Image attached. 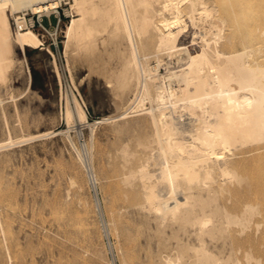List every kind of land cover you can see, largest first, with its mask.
Here are the masks:
<instances>
[{"label": "bare ground", "instance_id": "bare-ground-1", "mask_svg": "<svg viewBox=\"0 0 264 264\" xmlns=\"http://www.w3.org/2000/svg\"><path fill=\"white\" fill-rule=\"evenodd\" d=\"M62 1L0 0V82L6 83L15 47L23 52L43 44L19 12L49 14ZM253 1H68L70 10L65 11L72 15L64 48L75 42L78 49L92 50L98 36L104 42L102 34L107 33L119 52L113 78L107 81L114 101L128 92L133 95L127 107L119 108V102L116 112L99 122L144 111L151 124L147 134L118 145L115 162L125 206L143 215L133 235L125 238L129 256L136 248L137 253L144 251L145 259L134 264H264V9L259 6L264 0ZM239 26L248 38L236 31ZM234 30L239 33L236 41L249 40L235 46ZM188 31L190 47L199 46L192 51L181 43ZM162 53L174 55L179 68L159 75ZM149 56L155 57L153 65ZM72 101L73 107L65 108L67 124L87 122L83 106L75 96ZM89 126L92 134L94 124ZM39 132V137L52 133ZM8 137L0 141V149L20 142ZM70 143L82 166L91 169L90 184L96 183L92 143L83 148L87 161ZM117 217L113 224L122 214ZM131 217L125 220L133 225ZM141 233L143 239L133 244L134 234Z\"/></svg>", "mask_w": 264, "mask_h": 264}, {"label": "rangeland", "instance_id": "rangeland-1", "mask_svg": "<svg viewBox=\"0 0 264 264\" xmlns=\"http://www.w3.org/2000/svg\"><path fill=\"white\" fill-rule=\"evenodd\" d=\"M68 1L63 0L58 8L62 16L58 49L49 48V40L41 48L26 47L23 52L15 47L6 83L0 82L3 102L0 103V141L8 140V136L14 141L20 139L17 144L0 149V226H3V230L0 227V264H122L126 260V264H134L145 259L143 249L137 253L136 248L131 256L127 251L125 238L133 235L132 230L135 231L134 226L143 215L125 206L115 162L118 145L147 134L151 124L144 111L132 113L131 109L124 118L99 122L104 116L114 114L120 103L119 108L127 107L133 95L128 92L118 100L120 103L114 101V88L107 81L113 78L119 52L116 41L107 33L102 34L106 42H100L99 35L92 50L78 49L75 42L64 48V30L72 15L65 11L70 10ZM259 3L253 5L258 9ZM263 4L259 6L264 9ZM237 30L242 36L246 34L241 26ZM190 31L182 37L181 43L192 51L199 46L190 47ZM239 33L233 34V40H239ZM246 36L244 38H248ZM244 38L240 37L241 43L236 41L237 45L234 41L235 46L240 47L243 41L249 40ZM48 48L54 54L59 76ZM160 59L159 75L165 74L167 69L179 68L174 55L169 57L162 53ZM154 61L155 57L149 56V64L153 65ZM74 96L85 109L87 122L76 120L67 124L65 121V108L73 107ZM123 99L125 102L121 101ZM90 124H94L92 134ZM39 131L52 133L39 137ZM70 141L82 150L86 161L87 153L83 148L92 143V169L98 178L95 185L88 180L91 169L82 166ZM71 180L76 184L72 185ZM117 210L126 212L119 215ZM124 214H127L125 218L133 215L129 219L135 223L131 225ZM115 217L119 219L116 226ZM134 235L133 244L144 237L142 233L141 237ZM152 246L155 257L156 245ZM261 256L264 263V249Z\"/></svg>", "mask_w": 264, "mask_h": 264}, {"label": "built area", "instance_id": "built-area-1", "mask_svg": "<svg viewBox=\"0 0 264 264\" xmlns=\"http://www.w3.org/2000/svg\"><path fill=\"white\" fill-rule=\"evenodd\" d=\"M58 10H52L49 14L42 11L33 12L30 9L19 12L25 18L27 26L33 30H37L42 43L44 44L46 40H49L48 47L54 50L58 49V30L62 23V16ZM12 25L15 29L16 26L13 18ZM49 48L47 49L48 51Z\"/></svg>", "mask_w": 264, "mask_h": 264}]
</instances>
